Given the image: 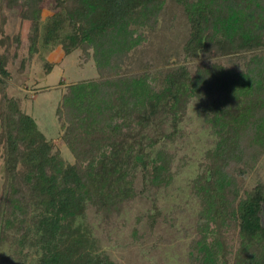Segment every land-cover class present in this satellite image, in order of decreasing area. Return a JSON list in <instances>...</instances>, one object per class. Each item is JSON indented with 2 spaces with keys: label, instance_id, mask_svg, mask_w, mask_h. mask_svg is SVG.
Returning a JSON list of instances; mask_svg holds the SVG:
<instances>
[{
  "label": "trees",
  "instance_id": "trees-1",
  "mask_svg": "<svg viewBox=\"0 0 264 264\" xmlns=\"http://www.w3.org/2000/svg\"><path fill=\"white\" fill-rule=\"evenodd\" d=\"M7 1L30 21L33 50L41 0ZM176 2L188 19L185 62L130 69L162 0H56L42 44L91 51L100 76L68 85L55 109L73 163L53 151L23 99L6 95L8 56L0 52V264H114L85 221L87 209L107 221L125 200L172 181L173 153L151 148L177 134L194 99L215 141L190 184L202 218L193 264H229L221 233L229 222L240 237L232 264H264V180L240 185L264 156V0ZM6 37L0 28V45ZM202 55L208 60L197 62ZM227 55L242 56V67L216 58Z\"/></svg>",
  "mask_w": 264,
  "mask_h": 264
},
{
  "label": "rangeland",
  "instance_id": "rangeland-1",
  "mask_svg": "<svg viewBox=\"0 0 264 264\" xmlns=\"http://www.w3.org/2000/svg\"><path fill=\"white\" fill-rule=\"evenodd\" d=\"M56 0H41L40 30L30 50V21L21 16V6H9L0 0V28L7 36L0 52L7 51L5 92L8 97L23 99L24 111L31 115L46 139L53 142V151L73 163L75 158L62 140L63 129L55 109L68 85L100 78L91 51L86 55L77 48L65 54L60 43L43 45L42 24L55 10ZM141 41L129 58L130 69H139L148 60L158 68L177 66L185 62L182 45L188 34V19L176 0H162V7L153 27L140 31ZM18 38L17 41L15 38ZM197 62H205L208 57ZM232 69L242 67V56L216 57ZM127 65V64H126ZM189 62L188 66L193 67ZM125 70V63L122 66ZM48 70H50L48 72ZM1 93V92H0ZM1 97V96H0ZM195 99L190 102L184 120L173 138H165L151 149H167L174 155L172 181L164 188L140 193V179L136 182L134 198L125 200L119 213L103 221L89 205L85 221L93 235L114 264H193L195 242L200 237L201 203L191 188L192 180L205 166V154L215 137L206 122L197 114ZM171 131L170 125H163ZM3 162L0 152V188ZM264 180V156L256 167L241 180V190L249 189L256 181ZM140 183H139V182ZM264 223V209L262 211ZM228 251L229 264L234 262L240 245L238 228L229 222L221 229ZM209 239V238H208Z\"/></svg>",
  "mask_w": 264,
  "mask_h": 264
}]
</instances>
